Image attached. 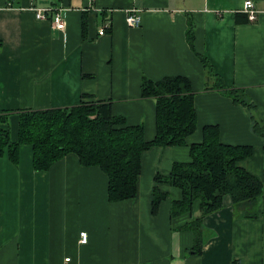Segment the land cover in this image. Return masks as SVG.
Returning <instances> with one entry per match:
<instances>
[{
    "label": "crops",
    "instance_id": "1",
    "mask_svg": "<svg viewBox=\"0 0 264 264\" xmlns=\"http://www.w3.org/2000/svg\"><path fill=\"white\" fill-rule=\"evenodd\" d=\"M247 0H0V113L12 112L10 139H18L22 110L70 107L80 101L111 102V114L155 135V103L142 99L143 78H186L194 92L196 130L180 147H153L141 156L136 197L110 203L108 179L68 155L47 172L34 171L30 145L18 164L0 157V264H264V139L251 131L252 116L264 125V0H251L254 22H245ZM60 10L65 29L36 10ZM140 16L126 24L128 10ZM247 18V17H246ZM194 25L191 49L187 21ZM103 30L102 35L99 31ZM198 56L210 63L211 77ZM245 94L253 109L216 89ZM216 126L228 146H250L239 163L262 184L254 218L233 213L229 198L202 221L204 242L182 230L198 212L172 217L181 191L160 183L166 194L154 216L155 176L174 163L190 162L189 147ZM86 232L87 243H79ZM208 236V237H205Z\"/></svg>",
    "mask_w": 264,
    "mask_h": 264
},
{
    "label": "trees",
    "instance_id": "2",
    "mask_svg": "<svg viewBox=\"0 0 264 264\" xmlns=\"http://www.w3.org/2000/svg\"><path fill=\"white\" fill-rule=\"evenodd\" d=\"M186 41L193 49L191 19L187 21ZM198 58L207 74L214 77L208 60ZM215 87L234 103L253 109L243 92L226 89L219 82ZM140 95L155 103V135L151 141L145 140L142 125L130 126L124 117L113 116L111 102L80 101L70 107L15 112L18 116L16 142L11 141L8 129L1 128L8 124L12 112L0 113V157L6 153L9 161L17 165L20 146L30 145L34 171L47 172L64 157L74 155L82 167H98L106 175L108 202L132 200L136 197L142 154L153 147L184 146L196 130L194 92L186 78L172 76L157 81L143 78ZM251 119L252 133L264 139V125L253 116ZM219 136L218 127L205 126L201 143L189 147L191 161L174 163L167 176L156 175V185L150 195L154 216L167 199L158 189L160 183L181 191V200L171 203L172 217L198 212L182 227L194 235L192 251L195 253L200 252L204 242L203 219L220 211L226 198L230 199L234 214L254 218V209L262 194L261 182L239 166L251 156L252 148L223 145Z\"/></svg>",
    "mask_w": 264,
    "mask_h": 264
},
{
    "label": "built area",
    "instance_id": "3",
    "mask_svg": "<svg viewBox=\"0 0 264 264\" xmlns=\"http://www.w3.org/2000/svg\"><path fill=\"white\" fill-rule=\"evenodd\" d=\"M242 13L246 15L248 22H254L256 20L257 11L254 9L251 0H247L244 2L242 7ZM35 16L36 19L38 20L50 19L54 27L58 30L65 29V20L60 10H56V11L50 9L36 10ZM140 23H141V18L136 14V11L134 9L128 10L126 14V24L131 28H138L140 26ZM103 33H104L103 30L99 31L100 35H102ZM87 240H88L87 233L80 232L79 243L84 245L87 243ZM69 261H70L69 258L64 259V264L68 263Z\"/></svg>",
    "mask_w": 264,
    "mask_h": 264
}]
</instances>
